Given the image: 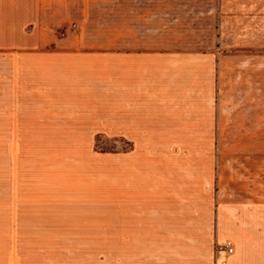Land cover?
<instances>
[{"label": "rangeland", "instance_id": "374dc122", "mask_svg": "<svg viewBox=\"0 0 264 264\" xmlns=\"http://www.w3.org/2000/svg\"><path fill=\"white\" fill-rule=\"evenodd\" d=\"M67 1V16L107 40H114L116 18L134 12L147 24L140 34L185 53L177 64L185 67L181 83L196 127L182 130L181 145H135L114 130H100L90 144L66 146L69 165L60 169V180L69 175L70 183L53 202L10 207L14 199L3 192L0 175V248L6 233L20 231L43 238L27 244L69 250L64 254L76 264H217L215 240L222 237L232 240L236 254L264 250V0ZM144 150L178 165L160 171L169 176L162 192L139 202L129 194L121 202L119 157ZM135 204L141 208L133 211ZM133 215L179 218L187 233L203 234V246L188 241L186 252L163 254L132 249L137 242L118 239L117 221ZM18 216L73 223L10 224Z\"/></svg>", "mask_w": 264, "mask_h": 264}, {"label": "crops", "instance_id": "0c3cea01", "mask_svg": "<svg viewBox=\"0 0 264 264\" xmlns=\"http://www.w3.org/2000/svg\"><path fill=\"white\" fill-rule=\"evenodd\" d=\"M66 5L71 2L0 0V175L3 192L14 199L10 207L57 200L60 186L70 183L69 175L60 180V169L69 165L66 146L90 144L100 130H114L130 143L150 146L181 145L182 130L196 127L181 83L185 67L177 64L181 57L185 61V53L140 34V25L147 24L135 19L134 12L125 20L116 18L114 40H107L86 22L67 16ZM60 146L65 148L62 155ZM171 160L146 150L121 155L116 176L121 202L129 194L137 202L149 200L150 193L168 187L164 179L169 176L161 172L176 168L178 162ZM135 205L133 211L141 208ZM45 219L18 216L10 224L73 223ZM117 224L119 240L137 242L131 243L132 249L163 254L186 252L192 246L188 241L203 246L198 243L203 234L187 233L179 218L133 215L119 217ZM4 236L0 264H76L64 254L69 250L27 244L43 239L35 232ZM225 240L234 248L228 237L217 238L216 248ZM214 251L217 264H264V250Z\"/></svg>", "mask_w": 264, "mask_h": 264}, {"label": "built area", "instance_id": "2783aa9c", "mask_svg": "<svg viewBox=\"0 0 264 264\" xmlns=\"http://www.w3.org/2000/svg\"><path fill=\"white\" fill-rule=\"evenodd\" d=\"M222 247H224L225 249H226V252L228 253V254H232L233 252H234V248H233V246H232V244H231V242L230 241H225V242H223V243H221V244H217V248L218 249H220V248H222Z\"/></svg>", "mask_w": 264, "mask_h": 264}]
</instances>
